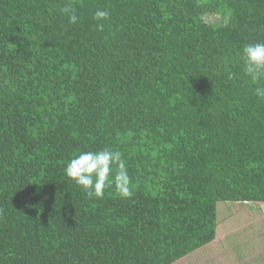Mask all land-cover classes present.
Masks as SVG:
<instances>
[{
	"label": "trees",
	"instance_id": "1",
	"mask_svg": "<svg viewBox=\"0 0 264 264\" xmlns=\"http://www.w3.org/2000/svg\"><path fill=\"white\" fill-rule=\"evenodd\" d=\"M249 43L264 0H0V264H172L214 241L219 201L264 202ZM102 149L132 196L66 176Z\"/></svg>",
	"mask_w": 264,
	"mask_h": 264
},
{
	"label": "rangeland",
	"instance_id": "2",
	"mask_svg": "<svg viewBox=\"0 0 264 264\" xmlns=\"http://www.w3.org/2000/svg\"><path fill=\"white\" fill-rule=\"evenodd\" d=\"M216 214L214 241L172 264H264V202L219 201Z\"/></svg>",
	"mask_w": 264,
	"mask_h": 264
},
{
	"label": "clouds",
	"instance_id": "3",
	"mask_svg": "<svg viewBox=\"0 0 264 264\" xmlns=\"http://www.w3.org/2000/svg\"><path fill=\"white\" fill-rule=\"evenodd\" d=\"M68 14L69 22L74 24L78 17L71 4L61 9ZM108 10H96L93 19L97 22L109 19ZM103 30V23H97ZM244 72L253 82L264 79V43H249L243 48ZM255 95L264 99V87L255 88ZM115 166V167H114ZM65 174L79 186L88 197L103 198L106 188L114 187L122 198L132 196L131 178L119 151L102 149L85 151L70 159Z\"/></svg>",
	"mask_w": 264,
	"mask_h": 264
}]
</instances>
